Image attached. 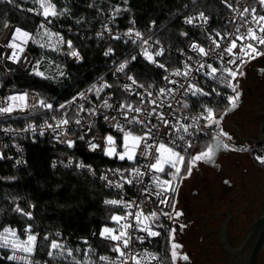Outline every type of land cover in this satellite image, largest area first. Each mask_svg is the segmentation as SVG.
Segmentation results:
<instances>
[{"label": "trees", "instance_id": "trees-1", "mask_svg": "<svg viewBox=\"0 0 264 264\" xmlns=\"http://www.w3.org/2000/svg\"><path fill=\"white\" fill-rule=\"evenodd\" d=\"M228 2L232 8L227 7L223 0H51L57 15L45 20L38 14L42 12L38 0H14L11 4L0 0V33L8 21L29 31L31 37L27 50L32 56L26 70L13 69L7 75L0 67V86L5 83L15 89L25 88L37 93L45 102L56 104L97 78H107L118 84V79L113 76L114 68L133 56L136 59L130 63V72L134 77L146 86H158L162 82V71L144 58L136 44L98 36L102 24L110 22L109 26L114 31L138 29L159 41L167 47L164 61L173 65L179 61L175 50L186 47L190 40L199 36V30L182 23V16L201 9L213 21H218L233 10L237 0ZM113 11L117 17L110 21ZM42 23L44 27H41ZM47 28L64 41H72L83 61L76 63L57 49L40 45L38 39L42 35L46 37ZM109 48L114 52L106 56ZM9 67L12 69L14 66L9 64ZM36 71L44 75H32ZM117 92L118 97L123 98L118 87ZM228 105L223 104L218 112ZM21 141L25 149L23 164L15 167L10 161L0 159V228L31 225L41 231L39 255L42 260H47L48 244V240L43 238L46 234L54 235L56 231L65 238H73L89 237L95 230L94 239L100 251L116 253L112 250L114 243L99 236L104 227L114 225L111 217L119 213L103 203L104 198L113 196V193L96 178L74 169L53 168L51 165L53 158L70 154L96 164L111 162L112 159L102 154L87 153L82 141L72 147H62L44 138L25 137ZM211 141V138H205L196 141L199 144L194 142L188 154L196 146L209 145ZM17 206L24 212H30L31 219L15 211ZM157 248L166 252L167 236L159 239ZM47 263L70 264L53 260ZM0 264L19 263L0 257Z\"/></svg>", "mask_w": 264, "mask_h": 264}, {"label": "built area", "instance_id": "built-area-1", "mask_svg": "<svg viewBox=\"0 0 264 264\" xmlns=\"http://www.w3.org/2000/svg\"><path fill=\"white\" fill-rule=\"evenodd\" d=\"M245 7H255L257 9V15H264V8H261L258 0H237L233 10L222 16L218 21H213L212 17L201 9L183 15L181 18L182 23L190 28L199 30V36L190 40L186 47L175 50L174 54L178 56L179 61L173 65H170L164 61V55L167 51V47L161 44L159 41V43H157V40H153L151 37L146 36L138 29H133V35L130 38L128 35H126L129 29L114 31L109 26L110 22H105L102 24L97 33L98 36H107L114 40L130 41L137 45L138 51L143 54L144 58V50L147 49V52L152 55L156 61V63L153 64L160 71H162V82L158 86H146L134 77V75L130 72V63L133 61L132 57L129 59V63L123 72L116 71L119 64L122 62H119L114 68L113 76L115 79H118V84H115V81H111L107 78H97L96 80L76 91L68 99L56 104L50 103L53 106L51 110L38 106V101L42 98L37 93L30 92L25 88L15 89L14 87L7 86L5 83L2 84L0 86V107L6 106L9 96L20 95L24 93L28 94V107H24L22 109L17 108L11 114H0V154L3 155V159L13 163L15 167L23 164L25 162V149L21 140L25 137H31L34 139L44 138L62 147L68 146L67 143L63 142L65 140H72L75 143L82 141L87 153L102 154L106 156L104 154V149L107 147L105 137H107L108 131H112L116 135L115 139L117 151H122L121 144L123 134L113 127L114 124L119 122L126 129H131L137 135H142L146 131V128L139 124H128L127 121L124 120L121 110L118 107L121 104H129L133 107H140L143 109V112L140 114L129 113V118L134 115H139V118L144 120L146 123L151 121V123L148 124L149 127H151L152 124L158 125V132L157 129H153L156 135H154L153 140L148 141V143H159L163 141L164 143L168 144L170 139H174L178 135L174 130L170 131L165 129L162 122L157 118V115H147V113L151 111L153 107L156 108L157 114L163 113L165 119L169 120L173 125H176L178 122L183 124H191L193 122L191 118L200 116V114L204 112L205 107L212 108L217 118H219V114H221V112H218V110L223 104H228L227 96L234 95V93L232 92L231 88L227 87L224 80L220 79V71H218L216 74L218 79H212L206 75V73L209 71L207 65L211 64L218 70L221 69L222 63L224 67L235 68V65L227 64V61L233 57L226 53L224 48L230 43L235 35H238V33H236L237 27L240 28V33H246L247 27L249 26L255 27V25L245 23V21H251V14H246L243 19L241 18L240 12H242ZM114 12L115 11L112 12L109 18L110 21L115 20L117 17ZM201 12H203L204 15L208 17L207 23H204L201 20H194L193 24L185 23V19L187 17H198ZM6 24L16 28V25L10 21L6 22ZM7 28L4 25L0 33V67L8 75L13 69L16 71L26 70L32 61V56L27 50V43L23 45L24 51L19 53V62H13L9 58L13 52V49L7 46L8 42L4 43L1 41V38ZM135 32H140L143 39L135 37ZM217 32L220 33L221 36H224L225 34H231L228 35L225 40L220 41V48H216L212 43V39H210L214 38L219 40V37L216 36ZM116 36H119L120 39H115L114 37ZM57 37L61 53L68 56L74 62L81 63L83 61V56L80 51L75 48L73 42L71 41V47H69L68 41L70 40L64 41L58 34ZM143 40H147V44L143 43ZM245 43H247V41H245ZM193 44L203 47L209 53L208 56H203L198 50L193 49ZM237 44L238 47L234 50L235 54H239L240 52V41H237ZM261 47L264 48V46ZM161 49H163V54L157 56L156 53ZM73 50L79 53V58L71 55ZM113 52L114 50L112 53ZM239 62L240 61L237 60V64H239ZM201 63L205 65L203 69L200 68ZM9 64H12L14 67L11 69ZM159 64H163L164 68H160L158 66ZM186 65L187 68L185 67ZM177 70H179L181 73L188 71L189 74L186 77L184 75H173L172 73H175ZM33 74L35 73H32V75ZM129 76L133 77L137 81V84L143 85V87H137L133 85L130 91L125 90L124 85L132 83L128 79ZM166 76L168 77V80L164 79ZM238 78L239 76L237 77V81ZM169 81H176V83H169ZM235 82L236 81H234V83ZM104 83L111 85V87L104 88L99 92V95H97L94 90L89 91V89H92L94 85L99 87ZM190 83L196 85L199 88H203L205 92H210L211 95L193 96L190 92L185 94V89ZM181 85H183V87H181ZM117 87L120 89V92H122L121 95H123V98L118 97ZM161 88L173 89V92H166L163 96H160L159 90ZM212 89H215L216 91L213 92ZM149 92L152 94L151 96H148L147 93ZM216 92H219L220 95H216ZM81 93L84 94L83 97L80 96ZM74 97L76 98L75 102L69 103L70 101H73ZM153 99L157 101V105H153L149 102ZM104 101H107L108 104L112 105V107H105ZM184 103L188 104L187 108L183 107ZM33 104H37V107H32ZM62 104L66 105V107L63 109L59 107ZM169 104L171 105L170 108L168 107ZM81 105H83L85 111H80ZM92 109L95 110L94 114L89 111ZM26 117H29V119L25 120ZM53 117L56 119L54 120ZM105 117H107V119H105ZM61 118L68 119L69 124L64 126V131L66 134H60L59 138H57V134L61 133L62 130L57 129L56 131H53V129L47 127L46 124H52L54 127L56 120ZM76 120H80V123L77 124ZM205 124V120H200L199 127L202 129V131L196 132L194 136L186 137V139H191L192 143L205 138L213 139V136L216 135V131H214L215 125L210 128H204ZM29 125H32L35 131L29 129ZM6 129L8 131H5ZM24 129L29 130L23 131ZM41 132H43L42 135ZM165 132H168L169 134L165 135ZM81 137H83V139H81ZM90 143L98 144L99 147L93 150L90 147ZM177 143L183 142L177 140ZM234 147L236 146L234 145ZM142 151L143 145L141 146V149L137 151L136 159L133 161H122L117 157L106 156V158L112 159L110 160L111 162L101 161L96 164L94 162L86 161L81 156L70 154L65 157L53 158L51 165L53 168L60 166L65 169H74L78 173L87 174L92 178L100 180L104 187L109 192L113 193V196L104 198V205L117 209L121 216H127L129 212L133 213L132 216H128L127 221H121V223L132 224V228L128 229V232L133 237V242L129 249H126L125 251L130 252L133 255L138 254V258L142 259V264H165V252L157 248V243L168 230V217L160 215L158 220L150 222L153 230L161 232L160 236L153 238L147 237L146 233L136 230L139 226L135 223L134 216L135 213L140 210H143L145 214H149L153 211L157 212L158 214H160L161 211L168 212L170 206L159 204V197L150 195V193H154L158 190L153 180L155 175H161L162 179H169L170 177H168L166 174H156L150 172L148 169V164L154 162L153 157L145 158L141 154ZM260 151V155L264 156V145L260 147ZM80 165H83L84 167H80ZM133 168L139 169L142 173H144V175L140 177L130 176L129 173ZM118 169L124 174L125 178L132 179L133 183L128 184L125 182V180L121 179L120 175L116 173V170ZM103 176H107V180L101 179ZM108 181H112V183L109 184ZM117 184L123 186L117 187ZM145 189H147V192ZM174 193L170 192L167 194L171 201ZM107 200L123 201L124 203L119 205H110L105 203ZM128 204L132 206L127 207L126 205ZM114 225H116V223ZM114 225H112L111 228H119V225ZM27 227L28 226L5 225L0 228V232H2L4 228H12L16 230L20 240H24L27 236V233L25 232ZM57 233L60 235L57 236ZM95 233V230H93L91 236L89 237L77 236L73 238H65L60 231H56V233H54L52 236L46 234L49 237L45 252L47 260H42L40 259L39 255V241L41 231H38L32 227V234H37V245L35 252L29 259L32 261V264H48L47 262L49 260L74 264L72 257H68L66 254L64 256H57L55 259L49 258L48 250L50 240L57 239L61 243H64L66 247L73 249V256H75L76 260H79L81 264H109V261H117V253L106 254L100 251L94 239ZM137 236H144V242L140 243L137 241L135 239ZM84 241H87V243H84ZM89 247H91L92 251L89 252L88 258L86 259L85 250ZM77 248L80 249L79 252L76 251ZM146 253L155 255L157 259H151L148 255H146ZM11 254V249L0 248V257L7 259V257ZM16 255L25 256L26 254L18 251L16 252ZM101 256L108 257L109 261L100 260ZM9 261L19 264H27L25 260ZM117 264H119V261H117ZM128 264H132V261L129 260Z\"/></svg>", "mask_w": 264, "mask_h": 264}, {"label": "snow or ice", "instance_id": "snow-or-ice-1", "mask_svg": "<svg viewBox=\"0 0 264 264\" xmlns=\"http://www.w3.org/2000/svg\"><path fill=\"white\" fill-rule=\"evenodd\" d=\"M7 3L11 4L14 2V0H6ZM40 8L42 9L41 14L44 16L45 20L49 16H56L57 12L55 10V5L51 3V0H38ZM223 2L226 4L227 7L232 8V4L228 2V0H223ZM259 5L261 8H264V0H258ZM29 11H33L32 9H29ZM119 11V9H117ZM257 9L255 7L248 8L245 7L242 12H240V16L243 19L246 14H251V21H245L246 24H252L255 25L247 27L246 33H240V28H236V33L238 35H235V37L230 41L228 45L225 46L224 51L228 53L233 58L227 61V64L229 65H235V68L232 67H224L222 63L221 69H217L216 67H213L211 64L207 65V68L209 71L206 73L207 76L211 77L212 79H218L217 72H221L220 79L224 80L228 88L232 89V92L234 95L227 96V101L230 107H228L225 112L217 118L215 112L212 108L205 107L204 112L200 114V116L192 117V123L191 124H183V123H177L176 125L171 124V122L167 119H165L164 114L156 113V108L153 107L151 111L147 113V115H157V118L162 122L165 129H168L170 131L174 130L178 135L174 139H170V142L168 144L164 143L163 141L159 143H148V141L153 140L154 133L153 129H157L158 132V125L152 124L151 127L148 126V124L151 123L149 121L146 123L144 120L139 118V115H134L131 118H129V113H136L140 114L143 112V109L140 107H133L129 104H121L119 105V109L121 110V114L124 117V120L127 121L128 124H139L146 128V131L142 135L135 134L131 129H126L123 125H121L119 122L113 125L119 132H121L122 135V144L121 148L122 151H117L116 147V139L112 135H108L105 137L106 145L107 147L104 149V154L109 157H117L120 160H129L133 161L136 159L137 151L141 149V146L143 145V151L142 155L147 157H153L154 162L148 164V169L150 172L156 173V174H166L169 179H162L161 175H155L153 177V180L155 182L156 188L158 189L154 193H150V195H155L156 197H159V204L170 206L173 210V213L175 217H179L182 213L175 210V204L172 203L171 199L167 195L168 193H174L177 191L179 184L186 179L188 176L192 174V170L194 167H196L198 162H211L213 160V157L215 155L216 149L224 148L229 149L232 151H247V148L238 149L234 146H231L227 143H224L220 138L224 137L227 140H231L232 137L229 136L226 132L223 131V129L220 127V122L223 120L224 115H227L228 112L236 109L238 107V102L240 100L241 93L238 91L239 83L237 81L238 76H243L244 73L242 71V67L244 64L257 59L258 57L264 56V48L261 46H264V15H257ZM194 20H201L204 23H207L208 17L204 15L203 12L199 14L198 17H187L185 19V23L187 24H193ZM50 22V21H49ZM134 23V22H133ZM5 27H9V25L5 24ZM41 27H44L43 23L41 24ZM45 33L47 34V29H45ZM130 38L133 35V29H129L128 33H126ZM135 37L139 39H143L140 32L134 33ZM183 35H187V33H183ZM228 35L231 34H225L224 36H221L220 33H216V36L219 37V40L212 39V43L215 45L216 48H220L221 40H225ZM115 39H120L119 36L114 37ZM30 39V33L27 31H23L20 28H15L10 36V42L7 44L8 47L13 49V52L11 53V56L9 57L13 62H19L20 56L19 53H22L24 51L23 45L28 43V40ZM237 41H240V52L239 54H235L234 50L237 49L238 44ZM247 41V43H245ZM143 43L147 44V40H143ZM157 43H159L157 41ZM69 47H71V41H68ZM43 46V45H42ZM193 49H196L199 51V53L203 56H208V52L203 48L199 47L196 44L192 45ZM112 49L109 48L108 51L105 52V55H109L112 53ZM163 54V49L158 51L156 53L157 56ZM71 55L74 57L79 58V53L73 50L71 52ZM145 58L148 59L152 63H156L153 56L150 55L147 52V49L144 50ZM133 60L136 59V57H132ZM237 60H239V64H237ZM129 61H124L119 64L118 68L116 69L117 72H123L124 69L127 67V64ZM160 68H164L163 64L158 65ZM187 68V65L185 66ZM205 65L203 63L200 64V68L203 69ZM36 75L43 76L44 74L42 72L36 71ZM173 75H184L185 77L188 76V71H185L181 73L179 70H177L175 73H172ZM226 74V76H225ZM63 75V73H61ZM230 78V79H227ZM128 79L132 82L131 84L124 85V89L130 91L133 87V85L137 87H143V85H138L137 81L129 76ZM165 80H168V77L166 76L164 78ZM234 81H236L234 83ZM169 83L175 84L176 81H169ZM111 87V85L104 83L100 85L99 87L93 86L92 89H89V91H95L97 95H99V92L102 91L104 88ZM183 87V85H181ZM213 92H215V89H212ZM172 93L173 89H166L161 88L159 90V95L163 96L165 93ZM191 93V95H201V96H209L211 95L210 92H205L203 88H199L194 84H189L188 87L185 89V94ZM148 96H151L152 94L149 92L147 93ZM83 93L80 94L81 97H83ZM216 95H220L219 92H216ZM27 99L28 94H20V95H13L8 97V102H6V106L0 107V114H11L14 110L17 108H24L28 107L27 105ZM76 98H73V101H70L69 103H74ZM153 105H157V101L155 99L149 101ZM38 106L45 109H52V104L46 103L44 100L38 101ZM104 106L111 108L112 105L108 104L107 101H104ZM32 107H37V104H33ZM61 109L65 108L66 105L62 104L59 106ZM168 107L170 108L171 105L169 104ZM184 108L188 107L187 103L183 104ZM80 111H85L83 105L80 106ZM94 114L95 110H89ZM55 120L56 118L53 117ZM107 119V117H105ZM115 119V118H113ZM187 119V118H185ZM205 120L206 124L204 125V128H210L213 125H215L214 131H216V135L213 136V140L215 141V144L213 146L207 147L206 150L200 151L196 154H193L190 156L189 159L186 161V155L188 154V150L190 148H193V143L191 139H186V137H192L195 135L196 132L202 131V129L199 127V121ZM76 123L79 124L80 120H76ZM69 124V120L66 118H61L59 120H56L55 126L53 127L52 124H46L47 127L52 128L53 131H56L57 129H61L62 132L57 134V138H59L60 134H66L64 131V126ZM29 129L35 131L34 127L32 125H29ZM29 129H24L23 131H28ZM191 129V131H190ZM5 131H8L7 129ZM43 132H41V135ZM168 132H165V135H168ZM83 139V137H81ZM177 140L183 142V143H177ZM64 143H67L69 147H72L74 145V141L72 140H65ZM90 147L95 150L97 147H99L98 144L90 143ZM154 149V153H153ZM3 155L0 154V159H3ZM255 159L260 163L264 164V156L257 155ZM19 163V162H18ZM186 165V167H185ZM80 167H84L83 165H80ZM182 169H185L184 175H181ZM116 173L120 175V178L125 180L126 183L131 184L133 183L132 179H127L124 177V174L120 172V170H116ZM114 173V174H116ZM130 176L134 177H140L144 175L139 169L133 168L130 173ZM101 179L107 180V176L101 177ZM109 184L112 183V181H108ZM117 187H122L123 185L117 184ZM147 192V189H145ZM106 204L110 205H119L124 203L123 201H117V200H107L105 201ZM127 207H131L132 205L128 204ZM15 211L21 213L22 215L27 216L29 219H31V213L30 212H24L23 209H21L19 206L16 207ZM133 213L129 212L127 216H112L111 220L115 222L117 225H119V228H109L104 227L101 232L100 236L103 239L111 240L114 243L113 251L118 254L117 261H119V264H128V261L131 260L132 264H142V259L138 258L137 255H133L130 252H126V249H129L130 245L133 242V237L129 234L128 229L132 228L131 223H121V221H127L128 216H132ZM163 215L168 217L169 219H173V214L169 212H163L161 211L160 214L153 211L149 214H145L143 210L137 211L135 213L134 219L135 223L139 226L136 230L139 232H144L147 234V237H158L161 235V232L155 231L152 228V225L150 222L156 221L159 219V216ZM185 225L181 224L180 228L183 230ZM25 232L27 233L26 239L20 240L19 236L17 235V232L15 229L12 228H4L2 232H0V248H9L12 250V254L7 257L8 260H25L27 264H32V261L29 259L32 254L36 250L37 245V234H32V227L29 225ZM175 233L176 229L171 228L168 230V243L170 244L171 249V260L172 264H175L177 258L183 259L184 261H187L189 257L187 254L181 255L178 252V249L182 247V245L175 242ZM57 236L60 234L57 233ZM44 240H49V237L46 235L43 238ZM140 243H143L145 240L144 236H137L135 238ZM84 243H87V241H84ZM23 252L26 255L25 256H17L16 252ZM77 252L80 251L79 248L76 249ZM92 251L91 247L85 250V258H88L89 252ZM67 255L68 257H72V260L74 261V264H81L79 260H76L75 256H73V249L66 247L64 243H61L57 239H51L49 243V250H48V256L49 258L55 259L57 256H64ZM151 259L155 260L157 257L153 254H147ZM100 260L102 261H109V258L106 256H101ZM117 261H109V264H117Z\"/></svg>", "mask_w": 264, "mask_h": 264}, {"label": "flooded vegetation", "instance_id": "flooded-vegetation-1", "mask_svg": "<svg viewBox=\"0 0 264 264\" xmlns=\"http://www.w3.org/2000/svg\"><path fill=\"white\" fill-rule=\"evenodd\" d=\"M242 71L238 107L224 115L220 127L232 137L223 138L225 143L248 150L219 148L211 162H198L179 184L172 203L182 214L175 217L169 207L174 218H168V230L176 229L175 242L182 245L178 252L189 259L178 257L175 264H243L232 250L264 212V164L255 159L264 145V56L246 64ZM184 172L182 169L181 175ZM168 230L165 264H172ZM257 262L264 264V250Z\"/></svg>", "mask_w": 264, "mask_h": 264}, {"label": "water", "instance_id": "water-1", "mask_svg": "<svg viewBox=\"0 0 264 264\" xmlns=\"http://www.w3.org/2000/svg\"><path fill=\"white\" fill-rule=\"evenodd\" d=\"M18 26H16L17 28ZM20 28V27H18ZM23 31V28H20ZM30 33L29 31H27ZM31 35V33H30ZM146 59V58H145ZM150 62L148 59H146ZM229 113V112H228ZM221 124V122H220ZM224 143V139L220 138ZM215 141L212 139L210 146H213ZM216 149L215 152H217ZM264 250V212L259 214L256 220L247 228L240 243L232 250L233 255L241 257L243 264H259L257 257Z\"/></svg>", "mask_w": 264, "mask_h": 264}, {"label": "rangeland", "instance_id": "rangeland-1", "mask_svg": "<svg viewBox=\"0 0 264 264\" xmlns=\"http://www.w3.org/2000/svg\"><path fill=\"white\" fill-rule=\"evenodd\" d=\"M30 37H31V35H30ZM38 43L40 45H43L44 48L57 49L59 52H61L60 45H59V41H58V37H57V33L53 32L52 30H50L48 28H47V35H46V37H44L43 35L41 37H39ZM108 135H112L114 138L116 137V135L112 131H108L107 136ZM196 144H199V142H196ZM206 149H207V145H199V146H196L194 149H192L189 152L188 155H186V161H187V159L190 158L191 155L196 154V153H198L200 151H203V150H206ZM185 167H186V165H185ZM184 171H185V169H184ZM114 215L115 216H121V214L118 213V212L117 213H114ZM114 224H115V222H114ZM116 225H114V226H116ZM106 227L111 228V226H106Z\"/></svg>", "mask_w": 264, "mask_h": 264}, {"label": "bare ground", "instance_id": "bare-ground-1", "mask_svg": "<svg viewBox=\"0 0 264 264\" xmlns=\"http://www.w3.org/2000/svg\"><path fill=\"white\" fill-rule=\"evenodd\" d=\"M15 28H13L12 26H9L5 33L3 34L2 38H1V41L6 43V42H10V35L12 33V31L14 30Z\"/></svg>", "mask_w": 264, "mask_h": 264}]
</instances>
